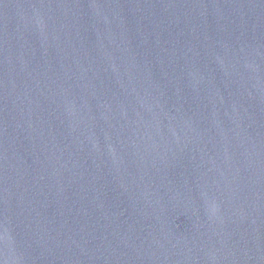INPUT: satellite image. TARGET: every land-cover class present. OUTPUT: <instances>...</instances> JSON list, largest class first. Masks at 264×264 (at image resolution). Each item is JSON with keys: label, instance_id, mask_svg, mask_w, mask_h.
<instances>
[{"label": "water", "instance_id": "water-1", "mask_svg": "<svg viewBox=\"0 0 264 264\" xmlns=\"http://www.w3.org/2000/svg\"><path fill=\"white\" fill-rule=\"evenodd\" d=\"M0 264H264V0L0 79Z\"/></svg>", "mask_w": 264, "mask_h": 264}]
</instances>
